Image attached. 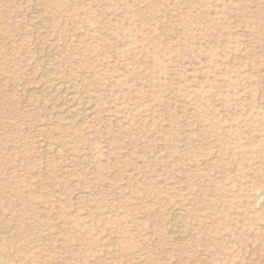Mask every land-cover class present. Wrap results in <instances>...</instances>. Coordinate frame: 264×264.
Returning <instances> with one entry per match:
<instances>
[{
    "label": "rangeland",
    "instance_id": "rangeland-1",
    "mask_svg": "<svg viewBox=\"0 0 264 264\" xmlns=\"http://www.w3.org/2000/svg\"><path fill=\"white\" fill-rule=\"evenodd\" d=\"M0 264H264V0H0Z\"/></svg>",
    "mask_w": 264,
    "mask_h": 264
},
{
    "label": "bare ground",
    "instance_id": "bare-ground-1",
    "mask_svg": "<svg viewBox=\"0 0 264 264\" xmlns=\"http://www.w3.org/2000/svg\"><path fill=\"white\" fill-rule=\"evenodd\" d=\"M47 67V66H46ZM47 69V68H46ZM58 90V89H57ZM71 90V89H70ZM60 92V90H58ZM57 92V91H56ZM76 94V93H75ZM76 96L74 95V93L71 91L66 90L65 94L63 96V100H62V105L64 106V110L66 112H69L72 110L73 106L75 105L76 102ZM59 102V101H58ZM74 109V108H73ZM61 111V110H60ZM58 113V112H57ZM71 115V113H69ZM44 127V126H43ZM53 153L56 152L54 149L52 150Z\"/></svg>",
    "mask_w": 264,
    "mask_h": 264
}]
</instances>
